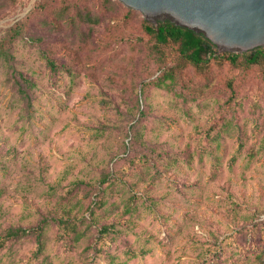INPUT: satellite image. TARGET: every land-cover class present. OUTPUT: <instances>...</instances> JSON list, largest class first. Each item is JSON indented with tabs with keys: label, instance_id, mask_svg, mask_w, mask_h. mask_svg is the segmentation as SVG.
<instances>
[{
	"label": "rangeland",
	"instance_id": "obj_1",
	"mask_svg": "<svg viewBox=\"0 0 264 264\" xmlns=\"http://www.w3.org/2000/svg\"><path fill=\"white\" fill-rule=\"evenodd\" d=\"M39 1H0V37ZM63 2L102 16L79 48L65 24H40L48 12L29 16L13 45L14 69L34 82L28 110L0 58V235L48 221L38 260L27 237L0 241V264H89L94 253L84 248L101 224L114 229L103 264H264V66L224 64L207 85L189 68L179 83L152 86L174 52L156 61L158 71L143 64L147 19L140 12L124 23L127 8L118 0H53L52 7ZM29 35L72 51V69L53 82ZM141 155L147 161L117 183L100 182ZM88 186L104 193L91 233L63 242L51 218L89 219L96 190L87 195Z\"/></svg>",
	"mask_w": 264,
	"mask_h": 264
},
{
	"label": "trees",
	"instance_id": "obj_2",
	"mask_svg": "<svg viewBox=\"0 0 264 264\" xmlns=\"http://www.w3.org/2000/svg\"><path fill=\"white\" fill-rule=\"evenodd\" d=\"M0 1H2L5 6L7 3H12L14 0ZM99 1L105 6L111 0ZM52 2L53 0H40L23 19L10 27L6 33L0 37V58L6 65L5 80L9 82L12 88L17 92V100L23 102L22 108L25 110L32 107L31 91L34 87V82L30 76L14 69L13 63L15 58L13 55V45L17 38H21L26 34L25 31L29 16L35 14L36 16L42 17V14L48 12L49 19H43L40 24L46 27L49 26L50 28H58L61 24H65L75 35L78 48L81 47L80 45L82 43L86 42L93 26L100 21L102 16L101 11L92 13L90 9H87V5L83 3L63 2L58 8H53ZM125 7L127 10L123 15L124 23L130 20L132 14L137 11L130 7ZM142 23V30L148 37L143 58V64H145L147 68L154 65L153 72L160 70L161 65L157 64L156 61L161 58L166 51L173 50L174 52L172 63L164 67L154 79L150 80L149 85L165 87L166 81L173 84L179 83L184 79L186 71L189 68L193 70L196 78L203 80L207 85L211 80L210 73L212 69L216 68L220 70L224 64L231 67H236L238 65H242V67L264 66V45L254 47L242 53L228 51L217 52L216 45L202 33H196L186 27L177 26L169 20H158L156 23L143 20ZM28 37L30 42H34L39 46V51L45 60L50 78L53 82H56V75L58 72L64 70L70 71L72 69V51H69L66 55L65 53H60L61 49H59V44L57 42L46 41L44 37L40 35H29ZM61 54L65 55V62L61 61ZM146 85L147 83H141V92ZM233 98L234 97H230L228 101L233 100ZM243 149L244 146L241 141L239 150L241 151ZM144 161H147L145 155L136 158L129 157L126 159L125 164L118 168V174L111 175L110 172H105L102 174L100 182H108L107 186L113 185L119 181L121 175H126L130 169L135 168L138 163H143ZM74 188L75 186L69 187L66 194H70ZM84 189L87 195L93 191L92 189L96 190L95 197L90 201L91 205L88 206L89 219L73 216L68 213L51 218L54 226L58 228L57 236L63 242L74 244L83 237L89 235L91 233L90 220H94L95 218V209L99 208L104 203L103 191L91 186L84 187ZM47 222L48 221L45 219L36 228H29L28 230L24 228H9L0 235V241L3 242L9 239L16 242L20 239L33 237L35 244L34 259L38 260L44 248V225ZM113 230L112 224H101L100 228L97 229L98 234L93 245H88L84 248L86 253L90 250L94 253L92 256L87 255L89 264H103L100 263V258H103L104 254L107 253V249L103 247V243L106 238L110 241L113 239L111 237ZM36 264H41V262L38 261Z\"/></svg>",
	"mask_w": 264,
	"mask_h": 264
},
{
	"label": "water",
	"instance_id": "obj_3",
	"mask_svg": "<svg viewBox=\"0 0 264 264\" xmlns=\"http://www.w3.org/2000/svg\"><path fill=\"white\" fill-rule=\"evenodd\" d=\"M145 19L202 33L218 51L242 53L264 45V0H118Z\"/></svg>",
	"mask_w": 264,
	"mask_h": 264
}]
</instances>
